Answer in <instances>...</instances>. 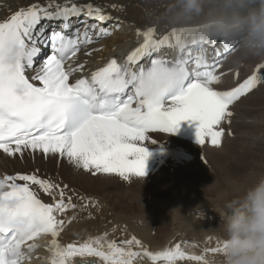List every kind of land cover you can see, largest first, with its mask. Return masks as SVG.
I'll use <instances>...</instances> for the list:
<instances>
[{
  "label": "snow or ice",
  "instance_id": "obj_1",
  "mask_svg": "<svg viewBox=\"0 0 264 264\" xmlns=\"http://www.w3.org/2000/svg\"><path fill=\"white\" fill-rule=\"evenodd\" d=\"M111 19L91 2L43 0L0 21V151L10 157L39 151L67 158L92 175L130 182L146 175L151 155L146 142H157L150 133L174 134L182 121H189L196 124L199 146H222L231 107L264 82V64L237 86L219 90L223 73L216 72L218 62L203 54L194 59L180 40L186 30L173 29L158 38L149 28L138 31L142 39L126 57L111 58L90 75L75 77L84 64L68 62L94 39L110 35L101 25ZM186 34L197 43L195 32ZM199 37L206 38L201 32ZM166 46L179 47L177 58H166ZM65 188L35 173L0 177V264L30 260L36 244L28 241L42 234L53 238L51 264H74L77 256L99 257L103 264H133L145 256L168 264L185 258L207 264L204 256L186 257L179 243L151 252L135 235L120 242L127 247L103 237L61 246L56 238L65 221L59 216L76 207L70 196L65 200ZM40 192L52 202L41 199ZM221 248L222 242L205 251L219 253Z\"/></svg>",
  "mask_w": 264,
  "mask_h": 264
},
{
  "label": "bare ground",
  "instance_id": "obj_2",
  "mask_svg": "<svg viewBox=\"0 0 264 264\" xmlns=\"http://www.w3.org/2000/svg\"><path fill=\"white\" fill-rule=\"evenodd\" d=\"M181 1L142 0L141 3V0H82V2H91L104 9L106 13L112 17V22L110 23V28L112 30L110 35H107L88 47H85L73 60L68 62L73 65L84 64V70L82 72L75 73L74 76L79 77L82 74H89L101 67L108 57L125 53L128 48L141 37L138 35V31L143 32L149 28L155 29V33L158 38L171 33L173 29L186 30L185 32L179 33V36L181 42L186 45V50L190 51V44L192 43L193 37L191 35H187V32H195L196 40H200V32L204 34L206 36L205 40H207L206 42L208 43L206 46H209L210 41L216 38L214 40L216 43L209 49H212L214 53L219 54L221 60L219 67L216 70L218 75L223 73L220 82L216 85L219 90H229L232 87L237 86L239 83H242L245 79H247L249 75L253 74L260 65L264 64V55L247 54L250 49L264 46V30H261V26L264 25V16H261L260 11L256 13L252 12L249 15H246V17L241 21H235L228 24L221 22L222 20L217 17L214 7V4L217 3L216 0H201L199 12H189L185 10L183 0ZM36 2L43 3V0H0V21L8 18L18 9L26 8L30 4ZM106 23L101 26H105ZM241 31H244L245 34L238 42H236L234 36ZM233 33L235 34L233 35ZM224 35H227V37H224ZM259 36H262V38ZM225 39L229 44L227 50H225ZM175 40V37L171 38L172 43H175ZM233 44H236L237 46L233 47ZM177 48L179 47L171 48L166 46L162 49V53L164 55H175ZM89 52L91 55L87 54ZM253 60L255 61L253 62ZM241 61L247 62L243 63ZM38 66V63L34 65V67L37 68ZM33 74L35 73L31 71L28 73L29 76ZM35 83L39 86L38 81ZM263 85L264 82L259 84L257 89L253 90L257 92L251 94L253 92L252 91L250 93L251 95L246 94V96L250 95L246 97V99H251V97H260V94L264 93V88L260 90ZM258 100H260V98H258ZM236 104L237 102L234 106ZM234 106L230 109L233 115L230 117L229 122H225L223 125L231 126L230 129L232 132V124L236 120H246L247 122L253 124L251 126H256L251 128L250 125H248L249 128H245L240 131L238 130L239 132L237 131V138H235L232 134L225 132V135L222 138V146L218 148L211 145L203 147L199 146L196 140V124L194 122L182 121L178 130L174 134L161 132H153L149 134L150 138L156 140L157 142L155 144L146 142V147L151 153V155L147 158L146 163H154L153 165H150V167L146 166V175L149 174L148 177H150V175L154 176L150 179L153 181L152 185L156 194L158 193V186H162V184L158 182L160 181L159 178H155V176H158L155 171V169H158L155 168L156 163H166L165 159L169 160V156H171L172 152L174 164L173 172L177 169L180 170L184 168L186 170L183 171L181 179H191L188 184H186L185 181H182L184 184L180 188L181 196L180 192L176 197H174V194L173 199L169 203L164 202L163 199L161 201V199L158 198L154 202V209L153 207L150 209V211L154 210L155 215L153 216L157 217L156 223L159 226L158 230L160 234H163V237L160 240L156 241L155 239L154 234L156 233V229L154 230L155 232L152 231L154 222H152L150 227L148 223L145 226L140 223H136L143 222L138 217L142 218L149 216L150 212L147 210H141L138 213L133 212L134 214H130L128 212L131 211L126 210L127 213L125 212L122 214L124 215V218L126 217L127 219L125 220L124 218H121V220L127 224L126 227L129 232H131L125 233V235H135L142 241L149 251L154 253L174 249L175 245L179 243L181 245V251L186 254V257L199 255L204 256L206 260L212 257H219L218 253H211L205 250L215 248L221 242L219 238L220 232L218 229L221 223V217L218 213L213 211L211 216L200 218L195 222L193 221V224L191 225L192 221L190 222L189 219L193 211L190 212L189 210L198 205L201 201L202 197H198L199 194H204L203 197H213L216 200L218 207L224 210L227 200L231 201L241 196L247 188L255 184L260 178L264 177V108L258 113H251L247 116L245 113L247 106L243 103H240L237 107ZM235 128L236 127H234V129ZM233 134L235 133L233 132ZM232 138L236 139L233 146L234 148L231 150V153L228 152L226 155L225 153L228 150L226 149V143L229 141L232 143L234 141ZM160 142H168L167 149L164 150V153H160V151L164 148L158 146ZM199 147L200 151L196 152L199 150ZM158 148L159 150H157ZM202 156L208 162H210L211 157H214L216 162L218 161L217 166H219L221 180L215 181L214 177L216 175L212 177V172L207 175L210 179L206 178L205 170L210 166L208 162L205 163L206 166L204 163H201L203 161ZM246 157H249L248 161L239 167L238 164L243 163V160ZM52 158H56L57 162L61 163V169L53 170L46 167L45 163L50 161ZM229 160L233 163H229ZM40 163H42V165H40ZM227 165H229V167ZM225 166H227V169H224ZM41 167L43 168L42 171L39 170ZM27 170H31L30 174L35 173L41 178L50 179L51 181L59 184L61 188L66 185L67 188L64 189L65 200L67 201V197L70 196L72 203L76 206L75 208L69 207L59 216V218L64 219L65 221L63 230L56 238L61 246H66L69 243H76L78 245L90 238L103 237L106 241H116L117 246L127 247L126 245L120 243L125 240L116 239L115 233H107V229L102 228L101 225L92 224L93 217H88L91 213L90 210H92L90 207L94 205L95 201L97 200L102 202L103 200L102 198L104 193H100L99 189H103L107 185L114 186L118 183L120 184L121 181H119L114 175V177L109 175L92 176L89 172H85L84 170L76 168L74 165L70 164L67 161V158H60L59 156L45 157L39 151L34 154L26 152L23 157L19 155L10 157L0 151V177H3L5 174L15 175L17 173H28ZM44 170H53V175L50 176V178L46 177ZM39 173L42 174L40 175ZM164 175L165 174H163V176ZM167 175H169L168 172ZM132 181L133 182L127 184L126 187L127 190L129 188H136L130 189L129 192L131 194H129L132 196L134 195L137 198L140 194L138 191L136 193H134V191L137 190L138 187H141L140 185L144 182V180L141 178L133 180L132 178ZM79 190L85 192L80 193ZM185 190H187V193H185ZM115 192L117 193V190ZM99 194H101V196ZM182 196H185V201H182ZM40 197L45 202H52L51 198L43 192H40ZM57 199H59V196H57ZM120 199L114 198V201L117 202V200ZM127 199H130V197ZM142 199L143 198L139 197V200ZM151 200L152 199H150V202ZM132 201H134V199ZM79 204L82 205L84 209L81 212L78 211V206L81 207ZM115 204L117 206V203ZM109 205L111 206V202ZM173 205H176V209H171ZM113 207L111 206L112 211L115 210ZM105 208L106 207H104V210ZM215 209L217 212H223L219 208ZM99 211L101 212V210ZM184 211H189L190 213L187 214L186 212V214H182V217L187 216V219L182 226L183 231L180 233L172 232L169 234L167 228L177 218H180L181 213ZM98 212L96 213L95 211V213L100 216V222L103 218H107L113 213L112 212L111 214L106 215L103 212V215L102 212ZM194 212H196V210H194ZM132 217H137L138 219L136 218V220H134ZM152 232H154V234ZM186 233L190 236L189 239H187L188 236L185 237V235H187ZM105 234L107 235L105 236ZM159 235H156V238H158ZM127 236H124V238ZM128 238L129 237H127V239ZM52 239L53 238L50 234H43L39 238L35 239V241L29 242L35 243L36 247L30 253L31 259L24 261V264H48L51 262L50 258L52 253L48 249L51 247ZM132 250L141 251L138 246H132ZM72 259L74 264H93V262L94 264H103V261H101L99 257L77 256ZM133 264H168V261L163 259L153 261L150 257L145 256L143 258L137 257L133 261ZM174 264H203V262L185 258L183 260L175 261Z\"/></svg>",
  "mask_w": 264,
  "mask_h": 264
},
{
  "label": "rangeland",
  "instance_id": "obj_3",
  "mask_svg": "<svg viewBox=\"0 0 264 264\" xmlns=\"http://www.w3.org/2000/svg\"><path fill=\"white\" fill-rule=\"evenodd\" d=\"M179 1H181V0H179ZM182 2V1H181ZM216 2L217 3H215L214 4V7H215V11H216V14H217V17L218 18H220L222 21L221 22H225V23H228V24H230V23H232V22H235V21H241L242 19H244L245 17H246V15H249L250 13H252V12H258V11H260V7H261V3H260V0H216ZM141 3H142V0H141ZM217 7V8H216ZM252 60V59H251ZM255 60H253V62H254ZM241 62H247V61H241ZM264 88V85L260 88V90L261 89H263ZM259 91V90H258ZM255 92H257V91H253L251 94H253V93H255ZM250 94V95H251ZM250 95H247V96H245V97H242L238 102H237V104L234 106V107H237L240 103H243L245 106H247V109L245 110L246 112V114H247V116H248V114H255V113H258V112H260L264 107H263V103H264V93H261L260 94V97H251V99L250 98H247L246 99V97H248V96H250ZM259 95V94H258ZM254 98H255V100H254ZM258 98H260V100H258ZM262 98V99H261ZM249 100V101H248ZM253 100V101H252ZM258 100V101H257ZM248 102V103H247ZM246 104H248V105H246ZM255 104V105H254ZM257 104V105H256ZM260 104V105H259ZM254 106V107H253ZM261 107V109H260V107ZM259 107V108H258ZM248 110V111H247ZM259 110V111H258ZM248 125H250V127L251 128H253V127H255L256 125H254V126H251V125H253L252 123H249V122H247L246 120L245 121H242V120H236V121H234L233 122V124H232V130H233V132L235 133V134H233V132L231 131V129H230V127L231 126H225V125H223V127H224V129H225V132H228V133H230V134H232L235 138H237L238 137V133H237V131L239 130H242V129H245V128H249V126ZM259 125V124H258ZM234 127H236L235 129H234ZM238 131V132H239ZM234 141L232 142V143H230V141L229 142H227L226 143V147H224V148H226V149H228L227 150V152L225 153L226 155L228 154V152H230L231 153V150L234 148L233 146H234V144H235V140L236 139H234V138H232ZM166 142H160L159 144H158V146L160 147H164V149L166 150L167 149V144H168V142L165 144ZM223 148V149H224ZM157 150H159V148L157 149ZM194 151H195V149H194ZM200 151V147H199V150L198 151H196V152H199ZM164 153V151H160V153ZM229 153V154H230ZM170 158H169V160H166L165 159V161H166V163H156V166H155V168H158V169H155V171H156V174L158 175V176H155V178H159V180L160 181H158L160 184H162V186L160 185V187L158 186V189H157V191H158V193L156 194V191L154 190V188H153V181H151V179L150 178H153L154 176H152V175H150V177H148L149 176V174L148 175H145L146 176V178H145V176L143 177V178H141V179H143L144 180V182L140 185L141 187H138L137 188V190H135L134 191V193H136L137 191L139 192V194L140 195H138V197L136 198V196H132V195H130L131 193L129 192V190L130 189H136V188H129L128 190H127V187H126V185L127 184H130L131 182H133L132 181V179H131V181L130 182H126V181H123L121 178H119L118 176H116V175H114L119 181H121L120 182V184L118 183L117 185H110V186H106V187H104L103 189H99V192L100 193H104L103 194V200H102V202H100V201H95V203H94V205L92 206V207H90L92 210H90V215L88 216V217H90V218H92L93 217V220H92V224H99V225H101V227L102 228H105V229H107V233H115V238L116 239H122V240H128V239H130L133 235H131V236H127V235H125V233H131V232H129V230L127 229V224L124 222V221H122L121 220V218H124V215H122L123 213H125L126 212V210H130L131 212H128V213H132V214H134L133 212H135V213H138V212H140L141 210H147V211H149L150 212V214H149V216L148 217H138V218H140L143 222H136V223H140L141 225H143V226H145L147 223L149 224V227H150V225L152 224V222H154V224H153V229H152V231H154L155 229V231H156V233L154 234V232H152L153 234H154V236H155V239H156V241H158V240H160L162 237H163V234H160V232H159V230H158V228H159V226L157 225V223H156V220H157V217L156 216H153V215H155V213H154V210H151L150 211V209L153 207V209H154V202H155V200L156 199H161V201H162V199H163V201L164 202H166V203H169L172 199H173V195H174V197H176L177 196V194H179V192H180V196H181V191H180V188L183 186V182L182 181H185L186 182V184H188V182H189V180L191 179V178H189V179H187V180H185V179H181L182 178V175H183V171H185L186 169H184V168H182V169H177L176 171H174L173 172V152L171 153V156H169ZM248 159H249V157H246L244 160H243V163H240V164H238V166L240 167L241 165H243L244 163H246L247 161H248ZM45 160V159H44ZM230 161V160H229ZM164 162V161H163ZM208 162V161H207ZM214 162V163H213ZM232 161H230L229 163H231ZM170 163V164H169ZM201 163H204V165L206 166V164H205V162L204 161H202ZM209 163V166L210 167H208L206 170H205V175H206V178L207 179H210V177H207V175H208V173H210V172H212V177H214L215 175V181L217 180H221V174H220V171H219V166H217V163H218V161L216 162V160H215V158L214 157H211V160H210V162H208ZM233 163V162H232ZM154 163H146V166H149L150 167V165H153ZM159 164V165H158ZM168 166H167V165ZM215 164V165H214ZM40 165H42V163H40ZM45 165H46V167L48 168V169H53V170H55V169H61V163H59V162H57V160H56V158H52L50 161H48L47 163H45ZM166 167H165V166ZM160 166H161V168H160ZM169 166H171V167H169ZM228 167H229V165H227ZM227 166H225L224 167V169H227ZM171 168V169H170ZM213 168V169H212ZM160 169V170H159ZM195 169V168H194ZM209 169H210V171H209ZM40 171H42L43 170V168L41 167L40 169H39ZM53 170H44L45 171V176L46 177H48V178H50V176H52L53 175ZM28 171V173H22V174H30L31 172V170H27ZM52 171V172H51ZM163 171H164V173H163ZM215 171V172H214ZM19 172H21V171H19ZM48 172V173H47ZM167 172H168V174L169 175H167ZM216 173V174H215ZM40 175L42 174V173H39ZM163 174H165L164 176H163ZM211 174V173H210ZM90 175H92L91 173H90ZM101 175H103V174H101ZM162 175V176H161ZM92 176H96V175H92ZM107 176V175H106ZM109 176H113V175H109ZM113 176V177H114ZM152 176V177H151ZM171 176V177H170ZM210 176V175H209ZM205 177V176H204ZM171 178V179H170ZM218 178V179H217ZM138 179V178H137ZM140 179V178H139ZM162 179V180H161ZM133 180H136V178L135 177H133ZM206 180V179H205ZM147 181H151V182H147ZM145 183V184H144ZM119 185V186H118ZM122 185H123V188H122ZM165 185H166V187H165ZM120 187H121V189H120ZM112 188V189H111ZM115 188V189H114ZM124 189V190H123ZM117 190V193L115 192ZM177 190V191H176ZM114 191V192H113ZM79 192L81 193H83V192H85V191H82V190H79ZM111 192V193H110ZM141 192V193H140ZM151 192H153V193H151ZM163 192V193H162ZM177 192V193H176ZM130 193V194H129ZM150 193V194H149ZM185 193H187V190H185ZM118 194V195H117ZM120 194H121V196L122 197H124V198H122L121 196H120ZM160 194V195H159ZM199 194V193H198ZM100 196H101V194H99ZM115 195V196H114ZM108 196V197H107ZM142 196V197H141ZM156 196V197H155ZM179 196V195H178ZM204 196V194H199L198 195V197H202V199H201V201L198 203V205L199 206H201L202 207V209H203V211H204V213H205V215H203V213L202 212H200V210L199 209H195L196 210V212H194V210H193V208H196L198 205H196V206H194L192 209H190L189 211L190 212H192V210H193V212L191 213V217H190V222L192 221V223H191V225L193 224V221L195 222V221H198L200 218H205L206 216H211L212 214H213V208L215 209V208H219V209H221L220 207H218V205L216 204V200L213 198H210V197H203ZM111 199H110V198ZM130 197V199H127V198H129ZM135 197V198H134ZM139 197L140 198H143L142 200H139ZM108 198V199H107ZM114 198H117V199H120V200H117V202H115L114 201ZM125 200V201H123V200ZM134 199V201H132ZM150 199H152L151 200V202H150ZM122 200V201H121ZM138 200H139V202H138ZM185 201V196H182V201ZM213 200V201H212ZM114 201V202H113ZM101 204H100V203ZM111 202V206L113 207V208H115V210H113L112 211V208H111V206L109 205V203ZM119 202V203H118ZM143 204H141V203ZM150 202V203H149ZM226 202H229V200H227ZM103 203H105V204H103ZM115 203H117V206H116V204ZM149 203V204H148ZM152 203V204H151ZM138 204V205H137ZM80 205V204H79ZM121 205V206H120ZM123 205V206H122ZM141 205V206H140ZM81 207H79L78 206V211L79 212H81V211H83L84 209H83V207H82V205H80ZM102 206V207H101ZM106 207L105 208V210H104V207ZM134 206V207H133ZM137 206V207H136ZM117 207V208H116ZM122 207H123V209H122ZM125 207V208H124ZM133 207V208H132ZM140 207V208H139ZM93 208H95V209H93ZM98 210H97V209ZM107 208H109V209H107ZM137 208H139V209H137ZM176 209V205H173L172 206V208L171 209ZM82 209V210H81ZM122 209V210H121ZM124 209H125V211H124ZM134 209H136V210H134ZM99 210H101V212H102V214H103V212H104V214H106V215H109V214H111L112 212V215L111 216H109V217H107V218H103V220L100 222V216L99 215H97L96 213L99 211ZM119 210H121L122 211V213H121V211H119ZM138 210V211H137ZM222 211H224L223 209H221ZM94 211V212H93ZM95 211H96V213H95ZM107 211V212H106ZM111 211V212H110ZM189 211H184V212H182L181 213V217L180 218H177L168 228H167V230L169 231L168 233L169 234H171L172 232H177V233H180V232H182L183 231V224H184V222H185V220L187 219V216L185 217V216H183L182 217V214H186V212H187V214L188 213H190ZM85 212H89V211H85ZM100 211L98 212V213H101ZM110 212V213H109ZM152 212V213H151ZM197 212H200V213H197ZM127 213V212H126ZM103 214V215H104ZM199 214V215H198ZM116 215H118V216H116ZM120 217V218H119ZM134 220H136V218L135 217H132ZM137 218V219H138ZM154 218V219H153ZM193 218V219H192ZM125 220L127 219L126 217L124 218ZM145 219V220H144ZM149 219V220H148ZM151 219H153V220H151ZM145 223V224H144ZM157 226V227H156ZM128 230V231H127ZM163 230V229H162ZM190 230V229H189ZM157 231H158V233H157ZM188 231V230H187ZM191 231V230H190ZM189 231V232H190ZM188 233V232H187ZM186 233V234H187ZM160 234V235H159ZM156 235L158 236L159 235V237L158 238H156ZM162 235V236H161ZM124 236H127V237H129L128 239H127V237L126 238H124ZM188 236V237H187ZM185 237H187V239H189V235L187 234V235H185ZM139 239V238H138ZM140 240V239H139Z\"/></svg>",
  "mask_w": 264,
  "mask_h": 264
},
{
  "label": "clouds",
  "instance_id": "obj_4",
  "mask_svg": "<svg viewBox=\"0 0 264 264\" xmlns=\"http://www.w3.org/2000/svg\"><path fill=\"white\" fill-rule=\"evenodd\" d=\"M260 3V14L264 16V0ZM183 4L185 10L199 12L201 0H183ZM247 54L264 55V46L250 49ZM195 209L205 215L201 206ZM213 210L221 217L218 229L222 248L219 257L208 259L207 264H264V177L227 202L222 213Z\"/></svg>",
  "mask_w": 264,
  "mask_h": 264
}]
</instances>
